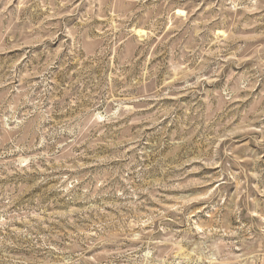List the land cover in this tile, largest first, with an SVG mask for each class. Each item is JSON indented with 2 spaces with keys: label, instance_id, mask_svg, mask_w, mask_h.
<instances>
[{
  "label": "rangeland",
  "instance_id": "obj_1",
  "mask_svg": "<svg viewBox=\"0 0 264 264\" xmlns=\"http://www.w3.org/2000/svg\"><path fill=\"white\" fill-rule=\"evenodd\" d=\"M0 264H264V0H0Z\"/></svg>",
  "mask_w": 264,
  "mask_h": 264
}]
</instances>
